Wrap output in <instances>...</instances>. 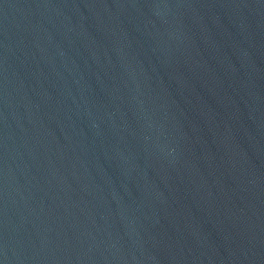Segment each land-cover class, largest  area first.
Returning a JSON list of instances; mask_svg holds the SVG:
<instances>
[{"label": "water", "instance_id": "1", "mask_svg": "<svg viewBox=\"0 0 264 264\" xmlns=\"http://www.w3.org/2000/svg\"><path fill=\"white\" fill-rule=\"evenodd\" d=\"M0 264H264V0H0Z\"/></svg>", "mask_w": 264, "mask_h": 264}]
</instances>
